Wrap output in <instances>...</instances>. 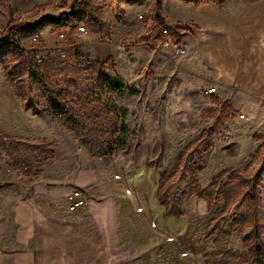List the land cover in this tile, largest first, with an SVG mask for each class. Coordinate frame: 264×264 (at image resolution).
Returning a JSON list of instances; mask_svg holds the SVG:
<instances>
[{
    "label": "rangeland",
    "instance_id": "374dc122",
    "mask_svg": "<svg viewBox=\"0 0 264 264\" xmlns=\"http://www.w3.org/2000/svg\"><path fill=\"white\" fill-rule=\"evenodd\" d=\"M157 1L81 0L77 11L70 0H0V133L22 149L0 136V185H11L0 193V264H253L243 236L252 244L257 228L264 244V104L206 95V63L189 48L183 55L165 48L160 31L180 38L187 25L164 18L178 6L256 14L264 0H162L163 27ZM11 20L32 24L16 41L20 53L5 35ZM97 45H116L117 53L97 62ZM32 68L91 123L119 122L112 157L92 158L57 124L28 78ZM18 89L36 112L23 110ZM215 182L226 195L214 201L188 193ZM75 189L89 203L72 213L66 198ZM154 192L171 215L161 222L167 228ZM228 213L231 237L205 238L210 221Z\"/></svg>",
    "mask_w": 264,
    "mask_h": 264
},
{
    "label": "crops",
    "instance_id": "0c3cea01",
    "mask_svg": "<svg viewBox=\"0 0 264 264\" xmlns=\"http://www.w3.org/2000/svg\"><path fill=\"white\" fill-rule=\"evenodd\" d=\"M178 8L177 15L167 13L164 17L166 24L171 27L187 25L182 29L180 38L188 45L191 55H198L206 63L207 71L211 74L207 89L215 88L221 97L240 94L246 100L264 104L263 11L256 14L240 11L229 15L215 10ZM116 53V45H97L94 50L95 60L100 63ZM250 54H254V57H249ZM152 196L151 201L159 208L160 219L157 218L162 225V220L168 221L164 218L165 210L158 203L157 193L154 192ZM166 225L162 226L167 228Z\"/></svg>",
    "mask_w": 264,
    "mask_h": 264
},
{
    "label": "trees",
    "instance_id": "16d2710c",
    "mask_svg": "<svg viewBox=\"0 0 264 264\" xmlns=\"http://www.w3.org/2000/svg\"><path fill=\"white\" fill-rule=\"evenodd\" d=\"M118 1H128L134 2L138 0H118ZM184 1H197V0H184ZM162 0L157 1V16L156 22L159 26H164V21L160 16V11L162 9ZM70 7L73 10H79L81 8V0H70L69 3ZM32 28V24L30 23H23L18 22L15 20H11L7 29L5 30V35L9 36L10 39L8 42L12 44V49L15 53H20L19 49L16 46V41L18 38L23 35L28 29ZM4 45L2 42V37L0 36V47ZM21 57V55H20ZM33 68L30 69L29 80H35V84L39 85L42 90V95L47 103L50 105L51 110L53 111L54 118L57 124L64 128L66 131L73 133L79 138L85 147V149L89 152L92 158H108L112 157L115 154L116 148V137L119 132V122L115 119L112 121H108L107 124L105 122L102 123H91L89 119L87 120L83 115L80 113L78 109L66 105L62 102L61 95L53 93L47 87L46 77L43 75L36 74V72H32ZM5 75L7 78H11L10 73L5 70ZM13 82V80H11ZM108 86L113 91H120L122 89L119 85H111L108 83ZM18 94L22 101V108L26 112H36L35 106L32 102L29 101L27 94H23L20 89H18ZM65 98V97H64ZM1 138L10 141L12 144L15 143V139L3 135L0 133ZM204 137L200 138L199 141H202ZM13 151L17 154L22 153V149L20 148L19 144L13 145ZM211 149V144H207L205 148H203V153L208 152ZM42 152L47 153L49 159L55 158V153L53 151L43 149ZM25 175L35 176L31 169L25 171ZM11 189V185L5 184L0 185V193L4 191H8ZM191 196L195 195L200 200H207V201H214L218 199L222 195L225 194V186L212 183L208 188L202 190L200 187L195 186L189 189L188 192ZM160 200V198H159ZM249 205L252 209L256 206V198L254 196L249 197ZM225 208H228V204H226ZM166 218H171L168 208H166ZM178 218V217H177ZM231 214L228 213L224 217H218L210 221L209 225L204 231V237L210 238L214 234H216L217 240H228L232 235V226L233 223H230ZM252 244L248 242L249 240L243 236V240L246 243V246L250 249L253 253V264H264V244L261 239V235L259 234L258 229H254L252 232Z\"/></svg>",
    "mask_w": 264,
    "mask_h": 264
},
{
    "label": "built area",
    "instance_id": "2783aa9c",
    "mask_svg": "<svg viewBox=\"0 0 264 264\" xmlns=\"http://www.w3.org/2000/svg\"><path fill=\"white\" fill-rule=\"evenodd\" d=\"M142 20L144 17H138ZM81 33H86L85 28H80ZM161 43L167 49H173L178 54H186L187 48L183 41L176 35L170 28H164L160 31ZM42 58H38V62L42 63ZM217 92L215 88H209L205 91L206 95L212 96ZM89 203V198L86 193L81 189H75L70 192L66 198V208L69 212H77L84 209Z\"/></svg>",
    "mask_w": 264,
    "mask_h": 264
},
{
    "label": "bare ground",
    "instance_id": "6f19581e",
    "mask_svg": "<svg viewBox=\"0 0 264 264\" xmlns=\"http://www.w3.org/2000/svg\"><path fill=\"white\" fill-rule=\"evenodd\" d=\"M5 96H6V97H5V102H4V103H5L4 110L7 112V106H8V103H10V102H9V100H8L7 93L5 94Z\"/></svg>",
    "mask_w": 264,
    "mask_h": 264
}]
</instances>
